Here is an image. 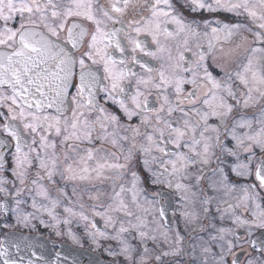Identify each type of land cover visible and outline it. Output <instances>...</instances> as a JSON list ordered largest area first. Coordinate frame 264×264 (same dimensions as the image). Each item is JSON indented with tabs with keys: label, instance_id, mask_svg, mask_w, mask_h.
Returning a JSON list of instances; mask_svg holds the SVG:
<instances>
[{
	"label": "snow or ice",
	"instance_id": "obj_1",
	"mask_svg": "<svg viewBox=\"0 0 264 264\" xmlns=\"http://www.w3.org/2000/svg\"><path fill=\"white\" fill-rule=\"evenodd\" d=\"M184 7L248 22L186 20L172 0H0V195L17 224L46 212L57 228L66 202L97 247L116 242L105 248L114 264H264V0ZM234 53L243 62L228 71ZM137 163L161 190L142 186ZM164 189L179 194L184 234ZM25 192L34 212L21 208ZM0 255L18 264L3 243Z\"/></svg>",
	"mask_w": 264,
	"mask_h": 264
},
{
	"label": "flooded vegetation",
	"instance_id": "obj_2",
	"mask_svg": "<svg viewBox=\"0 0 264 264\" xmlns=\"http://www.w3.org/2000/svg\"><path fill=\"white\" fill-rule=\"evenodd\" d=\"M105 0H101V3H104ZM172 3L175 5L178 12L182 13L186 20L195 19L197 21L203 19H219L223 22H241L247 23V19L245 17H234L232 14L229 13H208V12H199V13H192L186 7H184L185 0H172ZM146 16L150 13L145 12ZM130 18V16H129ZM88 24L87 21L84 22ZM111 27V25H110ZM174 27V26H171ZM203 27H201V31H203ZM242 35L248 36L249 40L252 39L250 33L244 31ZM90 38V37H89ZM141 39H146L148 42L149 47L155 49V45L151 41V37H147L142 35ZM239 36L233 37V43H224L223 47L225 52L229 49L234 47L235 43H238ZM206 46V42H205ZM216 55L218 57V61L223 63L225 57L219 51L221 45H217ZM110 51L114 52L115 55L119 58L120 53L115 49H110ZM79 54V53H77ZM137 56L142 60L153 64L154 66L157 65V61L153 60L150 57L144 56L142 53L137 52ZM128 59H131V49L130 46L128 48ZM234 60L235 62H231L228 64V71H233L237 69V65L243 62V55L242 54H235L234 53ZM209 68L213 72V75L217 77L223 76V73L213 65L212 57L209 56L208 59ZM129 67H133L134 70L138 74H142V70L137 65L129 64ZM133 81L135 77L132 78ZM132 91L135 90V85L132 86ZM101 102H103V93L100 94ZM109 107H113L109 105ZM113 110H117L113 108ZM135 122V121H133ZM3 138V137H0ZM10 140V138H8ZM11 151H14V147L12 149L5 150V157L8 161L6 164V168L11 167ZM214 166V165H213ZM135 170L139 171L140 176L143 179L142 186L147 189L149 193L156 192L161 190L162 186H153L151 184V176L144 170L143 166L137 163L135 165ZM5 175L11 178L10 172H5ZM126 179L129 181L127 186H130L131 176H127ZM165 191L170 193V198L167 204V211L169 215V220L174 224L181 225V233L184 234V228L182 225L181 218L179 216L181 201L179 199V194L175 192V190L164 189ZM52 195L55 196L56 193L53 191ZM22 199L27 200V203L21 205V208L24 212H34L35 210L31 207V200L28 198L27 192L23 195ZM38 198V202H39ZM87 202V201H86ZM0 203L8 204L9 211L4 212L0 210V243H3L5 247L8 248L9 256L16 260L18 264H27L29 259L33 260L34 264H43L44 261H48L49 264H55L56 261V253H61L64 256L71 255L81 261V264H114V258L109 256L108 253L105 251V248L111 245L113 248H116V242L114 241H106L101 239L99 241L100 247H97L92 239L86 234L84 228V222L78 221V218H70L69 214L64 212V207L66 206V202L61 204L57 207L56 216L57 219L61 221L57 228H53L52 225L55 221L52 219L48 213H37L35 219L30 221V225L25 227L23 224H17L15 219V213L11 211L12 208L15 207L14 200L5 199L2 195H0ZM90 203V202H89ZM78 210V209H77ZM172 212L176 213V216H172ZM71 219V223L65 224L63 221L65 219ZM43 219L45 224L48 226L46 227L45 224L40 223V220ZM98 227H103V222L101 218L97 217ZM207 223V221H204ZM4 224L11 225V227H3ZM71 231L77 236L79 243L74 242L72 238L68 235V231ZM60 231L61 235H56V232ZM191 229H189V233H191ZM189 237L185 236V243L188 242ZM136 241H133L135 243ZM20 245V250L17 251L15 245ZM151 247V244L149 245ZM3 256L0 255V264L3 262Z\"/></svg>",
	"mask_w": 264,
	"mask_h": 264
}]
</instances>
